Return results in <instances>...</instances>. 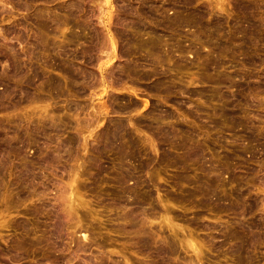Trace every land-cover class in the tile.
Here are the masks:
<instances>
[{"label":"rangeland","instance_id":"obj_1","mask_svg":"<svg viewBox=\"0 0 264 264\" xmlns=\"http://www.w3.org/2000/svg\"><path fill=\"white\" fill-rule=\"evenodd\" d=\"M252 1L250 20L230 0L219 32L215 0H0V264H264Z\"/></svg>","mask_w":264,"mask_h":264},{"label":"bare ground","instance_id":"obj_2","mask_svg":"<svg viewBox=\"0 0 264 264\" xmlns=\"http://www.w3.org/2000/svg\"><path fill=\"white\" fill-rule=\"evenodd\" d=\"M210 2H213L214 0H209ZM215 1H218V3H219V7H218V9H219V11H220V15L218 16L219 18H218V20L217 21H215L216 22V24L214 25L215 27H217V30L220 32V31H222V29H223V27H224V18H223V16H225L224 14H223V12L225 11V12H227V10H226V4H228L229 5V7H231V2H230V0H215ZM253 1L252 0H236V6H237V10L238 11H246L245 13H246V15H248V13L250 12V14H251V12H252V10L251 9H253L252 8V6L254 7V4L252 3ZM106 3H107V7L109 8V6L111 5V3H112V0H106ZM186 3L187 4H189V6H188V9H189V7H190V3H192V0H186ZM113 12V11H112ZM111 12V13H112ZM244 12H243V14H244ZM108 13V12H107ZM253 13V12H252ZM192 14H194V15H196L197 17H199V18H203L205 15H206V11H205V9H200V11L198 12V14H195L194 12H192ZM219 14V13H218ZM111 16L113 17V14H111ZM110 15L108 16V17H103V20H104V26H105V28H107V31H108V33H109V37H110V43H111V45H112V47H113V51H112V53H111V55L108 57L109 59H112L113 57H119V53L117 54V44H116V37H115V35L113 34V32H112V30H111V24H112V17H111ZM244 17H246L245 16V14L243 15ZM249 16V15H248ZM250 17V20L251 19H254V18H252V16L250 15L249 16ZM242 18V17H241ZM248 18V17H247ZM247 18H245V19H247ZM245 19H243L244 21V25H246L247 23H250L249 21V18H248V20H246V21H248L246 24H245ZM242 20V19H241ZM179 22H183V23H190L191 22V20H184V19H181V18H179V20H173V19H170V20H168V23H166V25H167V27H171V26H173V25H175V24H177V23H179ZM239 23L241 22V21H238ZM253 22V21H252ZM256 22V21H255ZM237 23V22H236ZM238 23V24H239ZM237 24V25H238ZM242 24V23H241ZM255 24V23H254ZM258 24V23H257ZM257 24H255V25H252V23L250 24L252 27H254V26H256ZM84 25V24H83ZM200 25L203 27L204 25H203V23L202 22H200ZM236 25V24H235ZM243 25V26H244ZM262 25V24H261ZM80 26V25H79ZM82 26V25H81ZM83 27H86V26H83ZM211 27H212V21H211ZM245 27V28H244ZM244 27H242L240 24L238 25V26H236L235 27V29H236V33H237V35H239V36H241V37H243L242 35H244L246 38H249V39H251L250 38V33H252V32H249L250 31V29L252 28V27H249V24L247 25V26H244ZM87 28V27H86ZM213 28V27H212ZM211 28V29H212ZM134 29L135 30H137V31H142L143 33H149V34H151L152 36H151V39H149V40H147V42L146 43H148L147 44V46H151V47H149L150 48V50H151V48H153V49H157L158 48V44H157V42L159 41L158 39H157V37H154V35L156 34L153 30H149L147 27H145V26H141V25H139V24H137L136 26H134ZM256 29V28H255ZM254 33V32H253ZM242 34V35H241ZM253 35V34H252ZM211 36H213V34L210 32V30H209V34H208V38L206 39V40H204L203 41V45L204 46H208L209 44V41H210V37ZM240 37V38H241ZM244 37V38H245ZM239 38V37H238ZM239 38V40L241 41V39ZM137 38L135 37V36H130V35H128L127 36V44H132L135 40H136ZM244 42V41H243ZM243 42H241V46H242V43ZM245 45L244 46H242L244 49H243V51H245L246 49H245V47L246 46H248L246 43H244ZM140 47H142L141 45H139ZM241 46H240V48H241ZM239 47V46H238ZM130 48H131V46H129L127 49H124L122 52H121V57H126V56H130L131 55V53H132V50H130ZM240 50H242V48L240 49ZM246 51H249V50H246ZM247 56V55H246ZM250 61V60H249ZM111 62V61H110ZM109 61H108V63H110ZM252 61H250V63H251ZM104 63H106V62H104ZM107 63V64H108ZM112 64H114V63H112ZM111 64V65H112ZM150 65H152V66H154L155 65V62L154 61H150V63H149ZM105 65V64H104ZM111 65H110V67H111ZM114 66H112V68H113ZM100 68H101V73H102V76H103V79H102V85H103V90H102V93H105L107 90H108V88L109 87H113V85L112 84H109L108 83V81L106 80L107 78L105 77V69L102 67V66H100ZM155 71V69H153L152 71H147L146 73H145V75H147V76H150L153 72ZM152 89H155V90H158V87L157 86H153L152 87ZM102 96V95H101ZM100 96V97H101ZM147 101H148V99H146ZM103 104H104V101H103ZM103 104H102V106H103ZM105 106V105H104ZM103 106V108H106L107 109V107H104ZM228 106V105H227ZM232 107V106H231ZM225 108V110L224 111H226V114H231L230 112H229V108H227V107H224ZM227 108V109H226ZM108 110V109H107ZM233 111H234V109H233ZM108 112V111H107ZM234 113V112H233ZM127 132V131H126ZM127 135H128V132H127ZM129 136H131L130 134H129ZM132 138V137H131ZM119 137H117V136H115V138H114V140L113 141H111L113 144H115V143H118V141H119ZM131 142H133V141H131ZM194 154H196V155H194ZM194 154H189L190 156H198V154H197V152H194ZM126 191V190H125ZM127 192V191H126ZM85 233V232H84ZM87 235H85V237H86ZM243 244L241 245V246H238V248H237V250H238V252H240V249H242L243 248ZM194 249H196V247L194 248ZM197 250V249H196ZM197 253H198V250H197ZM239 264H242V262H240Z\"/></svg>","mask_w":264,"mask_h":264}]
</instances>
